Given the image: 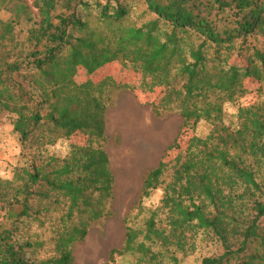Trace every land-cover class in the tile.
Here are the masks:
<instances>
[{
	"label": "trees",
	"instance_id": "16d2710c",
	"mask_svg": "<svg viewBox=\"0 0 264 264\" xmlns=\"http://www.w3.org/2000/svg\"><path fill=\"white\" fill-rule=\"evenodd\" d=\"M115 65L138 75L137 86L80 80ZM109 83L159 95L156 114L178 111L190 132L146 174L109 261L180 264L178 251L204 230L223 252L200 264H264V0H0V122L11 117L21 140L43 148L83 137L64 157L38 153L0 178V264H76L75 244L113 214ZM251 93L228 125L225 104ZM162 185L161 205L146 208ZM26 222L46 227L48 240L20 242ZM46 241L53 254L28 256Z\"/></svg>",
	"mask_w": 264,
	"mask_h": 264
},
{
	"label": "rangeland",
	"instance_id": "374dc122",
	"mask_svg": "<svg viewBox=\"0 0 264 264\" xmlns=\"http://www.w3.org/2000/svg\"><path fill=\"white\" fill-rule=\"evenodd\" d=\"M9 16L8 12L1 13V17L4 19ZM108 76H113L121 85L137 86L139 81L138 75L120 65L111 68L104 67L93 75L81 73L80 80L91 79L100 83ZM101 96L106 100L108 106L106 119L110 140L106 148L115 175L113 214L94 224L86 239L75 244L74 257L76 264H132L134 261L132 255L117 257L114 262L109 261L110 252L114 248H120L125 242L127 226L133 223V221L126 223L125 219L127 216L134 218L139 211L138 204L146 174L156 168L163 157L166 155L172 157L180 150L178 148L169 151L175 142H178L181 148L185 147L190 132L182 131L183 118L178 111H165L162 115L156 114L153 106L159 96L157 94L143 92L140 89L133 91L131 88L116 87L109 83L105 86ZM254 99L255 94L251 93L239 102H227L225 104V122L228 125H235L238 121L239 106L247 105ZM209 129L210 124L203 121L198 125L196 131L199 136L205 137ZM161 137L166 138L164 143H161ZM133 139L136 141L134 148L136 151L133 152L135 162L132 174L127 178L123 172L119 171L117 176L110 151L115 154L124 145L134 141ZM82 140V135L78 134L45 148L39 143L32 145L30 140H21L20 135L14 131L11 117H4L0 122V178L11 177L10 171L16 164L29 163L38 153L64 157L69 154L72 142L80 143ZM118 165L116 163L117 170L120 167ZM170 173L171 170L167 172V176ZM163 196L164 187L162 185L154 190L149 198H145L143 203L146 208H155L161 205ZM144 216L145 214L140 215L134 219V222L139 224ZM45 228L38 227L37 223L26 222L25 226L16 232V237L20 239V242L28 238L36 240L37 235H41V240H48L49 232H46ZM194 233L190 234L186 249L178 251L180 264H200L204 257L219 255L223 252L221 242L212 233L204 230ZM53 250V243L46 241L43 248L30 249L28 256L43 258L53 254Z\"/></svg>",
	"mask_w": 264,
	"mask_h": 264
},
{
	"label": "bare ground",
	"instance_id": "6f19581e",
	"mask_svg": "<svg viewBox=\"0 0 264 264\" xmlns=\"http://www.w3.org/2000/svg\"><path fill=\"white\" fill-rule=\"evenodd\" d=\"M133 140L134 141H132L131 143H127L126 145H124L121 149H119V151L117 150V152H115V154L113 153V151H110V154L112 157L113 167H114V170H115V173L117 174V176L119 175V171L123 172L127 178L130 176V174H132V170L134 168V162H135L133 159L134 158L133 152L135 150L134 148L136 145L135 139H133ZM165 141H166V138L161 137V143H164ZM142 144H143V142H142ZM149 160L151 161V159H149ZM150 161H148V162H150ZM136 162H137V160H136ZM116 163H118L120 165L118 170L116 167ZM87 255H89V254H87Z\"/></svg>",
	"mask_w": 264,
	"mask_h": 264
}]
</instances>
